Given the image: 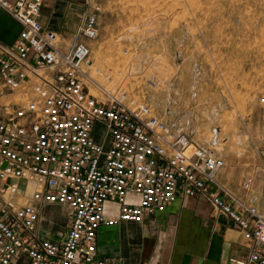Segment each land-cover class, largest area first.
Returning <instances> with one entry per match:
<instances>
[{
    "label": "built area",
    "instance_id": "obj_1",
    "mask_svg": "<svg viewBox=\"0 0 264 264\" xmlns=\"http://www.w3.org/2000/svg\"><path fill=\"white\" fill-rule=\"evenodd\" d=\"M43 4L0 0L21 26L11 45L0 42V264L18 255L29 264H123L99 256V230L143 223L180 196L206 198L252 245L229 264H264V214L221 182L226 161L217 147L169 126L148 104H127L124 93L93 95L88 85L101 86L85 66L97 14L65 51L40 21ZM260 158L264 167V150ZM254 184L248 176L242 189ZM38 205L69 208L61 243L40 237Z\"/></svg>",
    "mask_w": 264,
    "mask_h": 264
},
{
    "label": "rangeland",
    "instance_id": "obj_2",
    "mask_svg": "<svg viewBox=\"0 0 264 264\" xmlns=\"http://www.w3.org/2000/svg\"><path fill=\"white\" fill-rule=\"evenodd\" d=\"M91 3L100 32L85 69L102 87L89 84L91 93H124L127 104H148L169 126L216 146L226 161L221 182L261 210L264 0ZM248 176L251 192L242 189Z\"/></svg>",
    "mask_w": 264,
    "mask_h": 264
},
{
    "label": "crops",
    "instance_id": "obj_3",
    "mask_svg": "<svg viewBox=\"0 0 264 264\" xmlns=\"http://www.w3.org/2000/svg\"><path fill=\"white\" fill-rule=\"evenodd\" d=\"M91 12V0H44L40 21L45 30L60 36L63 49L68 51L79 42L78 32ZM20 32L21 26L0 11V42L11 45ZM223 176L224 172L221 180ZM261 195L264 198V188ZM261 205L264 202L259 201L257 206L264 214ZM38 208L40 237L61 243L70 226L69 208L60 205H38ZM97 245L99 256L119 259L123 264H229L231 259L246 257L253 250L237 226L217 214L206 198L184 196L164 213L146 217L143 223L102 227ZM11 264L29 262L26 256L18 255Z\"/></svg>",
    "mask_w": 264,
    "mask_h": 264
},
{
    "label": "water",
    "instance_id": "obj_4",
    "mask_svg": "<svg viewBox=\"0 0 264 264\" xmlns=\"http://www.w3.org/2000/svg\"><path fill=\"white\" fill-rule=\"evenodd\" d=\"M6 165L3 166V168H5Z\"/></svg>",
    "mask_w": 264,
    "mask_h": 264
},
{
    "label": "bare ground",
    "instance_id": "obj_5",
    "mask_svg": "<svg viewBox=\"0 0 264 264\" xmlns=\"http://www.w3.org/2000/svg\"><path fill=\"white\" fill-rule=\"evenodd\" d=\"M30 187H32V186H30ZM33 188V187H32Z\"/></svg>",
    "mask_w": 264,
    "mask_h": 264
}]
</instances>
